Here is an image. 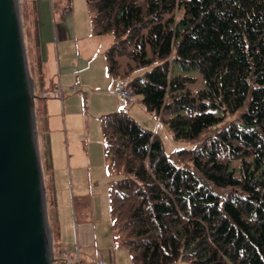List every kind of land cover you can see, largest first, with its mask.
Returning a JSON list of instances; mask_svg holds the SVG:
<instances>
[{
    "label": "trees",
    "instance_id": "obj_1",
    "mask_svg": "<svg viewBox=\"0 0 264 264\" xmlns=\"http://www.w3.org/2000/svg\"><path fill=\"white\" fill-rule=\"evenodd\" d=\"M86 4L90 14L95 9L94 30L113 35L109 71L117 74L116 56L134 61L128 74L114 77L127 78L131 95L156 120L166 116L157 122L174 140L195 142L214 130L176 150L175 164L159 137L124 112L101 117L107 169L123 172L109 189L111 227L126 202L131 222L123 245L131 262L264 264V0ZM144 66L150 68L129 76ZM192 72L202 82L195 91L184 74Z\"/></svg>",
    "mask_w": 264,
    "mask_h": 264
},
{
    "label": "crops",
    "instance_id": "obj_2",
    "mask_svg": "<svg viewBox=\"0 0 264 264\" xmlns=\"http://www.w3.org/2000/svg\"><path fill=\"white\" fill-rule=\"evenodd\" d=\"M84 1L85 3L78 0H17L23 27L20 33L31 71L32 92L35 95L33 101L37 108L41 131L39 136L43 145L41 142L40 144L45 153V177L41 173L44 196L46 193L50 209L63 198L62 195H56L53 187L59 182L64 186L60 181L62 179H59L61 175L64 173L63 177L68 178L72 187L77 181L72 179L71 172L89 166L88 138L90 123H94L95 119L92 115H98L103 150L101 117L117 111L125 113L117 107L130 106V103L105 92L117 75L107 67L106 52L113 42V36L110 32L98 33L94 30L91 14L86 0ZM56 82L61 88V98H42V93H51ZM69 87L74 90L69 91ZM78 98L83 107L79 117L88 121L84 132H78L84 135V140L75 137L74 129L68 121ZM134 108H128L130 116L139 121L140 112L131 113ZM155 121L157 122L156 119ZM103 155L107 164L104 151ZM75 191L78 198L84 197L80 189ZM71 207L72 225H69V229L63 227L58 234L56 232L57 241L53 246L57 255L55 263L63 264L66 260L72 264H84L81 258L85 257L89 247H94V264H117L114 230L112 229V239H107L104 244L98 242L94 222L88 220L91 217L90 211L81 205L76 218L75 208ZM47 230L53 245L48 224ZM71 247H74V252ZM120 259L119 264H129L128 259L122 256Z\"/></svg>",
    "mask_w": 264,
    "mask_h": 264
},
{
    "label": "water",
    "instance_id": "obj_3",
    "mask_svg": "<svg viewBox=\"0 0 264 264\" xmlns=\"http://www.w3.org/2000/svg\"><path fill=\"white\" fill-rule=\"evenodd\" d=\"M28 74L14 0H0V264H51Z\"/></svg>",
    "mask_w": 264,
    "mask_h": 264
},
{
    "label": "rangeland",
    "instance_id": "obj_4",
    "mask_svg": "<svg viewBox=\"0 0 264 264\" xmlns=\"http://www.w3.org/2000/svg\"><path fill=\"white\" fill-rule=\"evenodd\" d=\"M77 1V0H75ZM80 3H85L84 0H78ZM139 2H142L143 0H138ZM71 2V1H70ZM14 7L17 15V22L19 26V30L21 32L22 23L20 21V16H19V6L17 3V0H14ZM91 10V9H90ZM95 9L92 8L91 10V16L95 15ZM96 27V26H95ZM111 33V32H110ZM112 34V33H111ZM108 34V35H111ZM113 36V35H112ZM111 36V37H112ZM114 41V38H113ZM25 47V46H23ZM25 50V51H24ZM24 55H25V60H26V65H27V70L29 76L31 75V71L29 70V62L27 60L26 56V48H23ZM116 67L115 71L119 75H126L128 74L134 67L135 63L133 60L129 59L127 56H116ZM150 68V66H144L135 69L132 71L129 76H135L138 74H141L143 71H146ZM183 74V73H182ZM185 75H189L190 77L194 78L193 82L188 84V87L192 90L195 91V89L200 88L202 85L201 78L199 75H197L195 72L192 73H184ZM31 78V76H30ZM32 82V79H31ZM34 84V81H33ZM107 89L105 90V92ZM78 92V91H77ZM139 96L133 95L132 96V102L130 103V106L135 107L134 111L131 110L132 114H135V111L140 112L139 116V121L136 119L135 122L139 125H141L143 128L151 130L153 134L157 135L159 137V140L162 145L163 152L169 156L170 161L175 164H179L178 159L175 155L176 150L178 149H188L192 148L199 140L208 134L212 133L214 130L213 128H208L205 130L200 136L199 139L195 142H188V141H177L174 140L168 129L161 123H158L155 121V119L152 117L151 113L147 112L143 105L138 101ZM130 106H123V107H117L119 109H122L125 111V113L130 116L129 112V107ZM242 109L238 110L234 114H231L227 117L224 118V121H229L238 116ZM83 112V107H82V102L80 98H78V101H76L73 105V108L70 112V119L68 120L71 124V126L74 129L75 137L81 138L84 140V135H80L78 132H84L86 127L88 126V121L82 119L79 117V115ZM94 119V123H90V135L88 138V153H89V166L88 168L85 167L83 169H75L74 171L71 172L72 179L76 180L77 182H74V185L71 187V183L68 181L67 177H63L64 173L61 175L59 179H62L60 181L63 182L64 186L61 185V183H56L54 184V192L56 189V195L60 196L62 195V199H60L58 202H56V205L54 204V207L50 209V204H49V199L45 193V229H46V236L47 240L49 243V251L50 255L55 259L56 258V253H54L53 246L56 244L57 238H56V232L58 234V231L61 232L62 228L64 227L65 229H69V225H72V216H71V206H74L75 208V213H76V218H78V210L81 205L87 208V211H90L91 217L88 218L94 222V225L96 227V232L98 237V242L100 243H105L107 239H112V227L110 225V216H109V204H108V191L109 188L112 184V181L118 178L120 175L118 174H112L109 173L105 160H104V155H103V150H102V144L100 141V124L97 119L98 115H92ZM157 120H161L162 117H166L162 114L157 115ZM131 117V116H130ZM33 119H34V126H35V134H36V140H37V149H38V156H39V162H40V168H41V173L44 175V168H43V163H44V157L45 153L42 149L41 144L42 140L39 134L41 133L40 131V125H39V119H38V113H37V108L34 107V101H33ZM91 120H89L90 122ZM104 140H106L104 138ZM41 142V144H40ZM55 157H58V155L54 153ZM109 157V156H108ZM107 157V161L110 159ZM124 160H120L122 162ZM66 163V161H64ZM231 165L234 167L235 172L234 176L238 177L239 172L237 168L240 165L239 161H233ZM71 168V167H70ZM56 169V167H55ZM115 173H120L123 174L121 166H116L114 169ZM66 175V174H65ZM80 189L82 192L81 194L84 195L81 199L77 197V192L75 190ZM220 191V190H218ZM53 192V191H52ZM114 199V203H117V199ZM48 200V201H47ZM123 205V204H122ZM127 203L125 202V205L122 206L123 210V218L119 217V214L117 211L114 212L119 217V220L116 219V216L113 215L112 218H115L114 221V234L115 240V256H116V261L117 264L120 262V257H124L128 259V263L132 264L130 261L129 257V252L127 245H123V241L125 239H128L129 236L127 234L128 227L127 225H130V218H126L125 212L128 213L127 211ZM125 211V212H124ZM52 216V217H51ZM76 222V221H75ZM47 224L51 233L52 237V243L50 242V236L47 230ZM123 226H125V229H123ZM72 251L74 252V247H71ZM94 247H89V251L86 252L85 257L81 258V261L84 264H94L95 262V257H93V251ZM81 251V250H80ZM55 261H52L51 264H56ZM70 264L71 261H70Z\"/></svg>",
    "mask_w": 264,
    "mask_h": 264
},
{
    "label": "built area",
    "instance_id": "obj_5",
    "mask_svg": "<svg viewBox=\"0 0 264 264\" xmlns=\"http://www.w3.org/2000/svg\"><path fill=\"white\" fill-rule=\"evenodd\" d=\"M60 86L56 82L54 84V88L52 89L51 93H42V98H53V99H60L61 98V91ZM69 91L74 90L73 87L68 88ZM107 93L114 95L116 97L121 98L126 103L132 102V95L128 88V80L124 77H114L107 89ZM63 264H70V261H64Z\"/></svg>",
    "mask_w": 264,
    "mask_h": 264
}]
</instances>
